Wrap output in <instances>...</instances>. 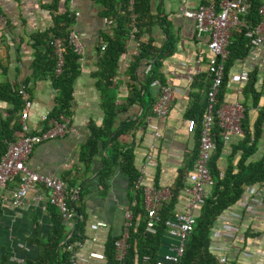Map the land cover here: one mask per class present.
<instances>
[{
  "label": "crops",
  "instance_id": "crops-1",
  "mask_svg": "<svg viewBox=\"0 0 264 264\" xmlns=\"http://www.w3.org/2000/svg\"><path fill=\"white\" fill-rule=\"evenodd\" d=\"M52 1L0 0V13L4 21L0 23V82L7 81L17 87L22 83V79L30 74L31 55L28 37L30 33L50 27L51 16L63 11L64 8L78 13L72 27L81 35L85 53L71 94L70 125L73 131L35 145L29 154L27 164L40 173H50L63 178L66 184L70 185L68 189L76 191L72 199H66V203L71 209L83 215L84 237L78 252L103 253L102 246L106 237L119 234L123 209L129 203L128 197L135 190L129 189L127 178L120 172L119 167H115L103 183L97 182V171L101 168V159L108 151V145L98 148L97 154L86 169L78 161V151L86 138L88 121L92 120L95 125H99L102 118L100 92L94 85L93 77L96 70V47L100 45V34L113 24L107 25L106 20L109 18L101 15V6L95 4L93 0H56L57 11L45 7ZM208 1L217 4L219 0H149L148 11L152 22L146 29L143 28L144 31L138 38L127 37L124 51L118 58L117 69L111 78L109 93L114 97V105L122 108L116 113L114 124L122 120L134 122L119 140L124 146L123 149H131L132 162L136 169L144 159L148 144L153 140L145 126L146 118L155 123L160 132L153 150L157 164L155 169L150 170L151 175L141 180V186L137 189L141 197L143 186H156L162 191L170 190L179 175L183 176V184L179 190L188 184L185 176L192 167L193 156L197 154L198 141L195 130L186 131L185 120L195 118V116L187 118L194 101L192 94H200L198 103L203 97L205 84L202 79L206 77L202 76L200 79V75L205 74L204 63L210 54L206 49L207 35L196 32L193 21L183 17L179 9L183 7L186 10H193L199 3ZM262 2L264 0H260V3ZM162 17L164 23L159 20ZM231 31L235 33L238 28ZM144 41L152 47L153 56L156 57L161 50L164 53L157 73L160 81L155 80L172 88L168 112L160 118L153 116L150 110L157 99L158 87L150 85L149 94L147 90L142 89L144 77L142 68L146 60H141L132 73L129 71L132 58L139 50V42ZM167 43L168 47L165 46ZM196 58L201 60L200 72L191 79L178 78L171 74L172 71L181 75L192 73ZM147 59L151 61V58ZM239 69L246 70L248 77L251 75V78L238 84L226 82L222 103L239 102L246 111L243 122L251 129L257 114V107L251 103V94H259L258 106L264 98V40L251 54L245 52L243 56L236 58L227 74ZM134 74L136 78H132ZM132 89L139 91L141 96L139 102L127 101L128 96L131 97ZM25 91L31 101L27 124L30 128L39 129L42 126L40 115L50 110L55 93L48 78L30 80L25 85ZM147 103L150 108L147 110L148 113L142 116L143 107ZM6 107L7 104L0 102L2 116L1 111ZM193 109L197 110L198 105ZM241 137H230L223 144L217 159L219 175L227 166L235 165L239 152L231 154V149ZM263 152L264 122L255 149L248 157L249 161L259 159ZM12 183L8 182L7 188H11ZM207 192L209 188L206 189L205 193ZM30 196L31 192L28 194V201L20 207H11L5 201L0 202V264H11L10 259L15 256L20 257L24 264L27 260H34L39 252V242L47 237L51 227L49 206L44 200L39 203L30 201ZM43 196H46L45 191ZM244 196L246 199H257V202L250 200L244 208L234 203L221 212L227 217L226 222L236 226L235 235L231 237L223 234L210 242L212 253L222 264H264V186L254 184L249 188L245 187ZM184 201L183 197L176 195L172 213L180 211ZM54 210L58 213L56 207ZM96 221L104 222L105 226L96 227ZM64 228L65 231L69 230L65 226ZM93 234L96 239L91 242L90 237ZM162 238L159 254L169 251L176 244V240L165 233ZM94 263L104 264V260H97Z\"/></svg>",
  "mask_w": 264,
  "mask_h": 264
},
{
  "label": "trees",
  "instance_id": "trees-1",
  "mask_svg": "<svg viewBox=\"0 0 264 264\" xmlns=\"http://www.w3.org/2000/svg\"><path fill=\"white\" fill-rule=\"evenodd\" d=\"M93 1L95 4L101 6V15L111 19L113 25L100 34V41L103 44V48L100 49V45L96 47V70L93 73V77H95L94 85L100 92L102 118L99 125H95L92 120L88 121L86 138L79 147L78 161L86 169L91 159L97 154L98 148L100 146L104 148L108 145V151L101 159V168L97 171V182L103 183L112 173L113 169L119 167L120 172L127 178L128 187L131 189L138 176L137 169L132 162L133 156L131 149H123L124 146L119 138L133 126L134 122L130 121L129 123V120H122L118 124H114L116 113L122 110V108L114 105V97L109 93V86L111 85V78L118 66V58L124 51L130 23L136 29L134 38H138L139 34L152 22L148 11L149 0H132L131 5L128 3L129 0ZM247 1L249 3V9L245 19L249 25L254 26L260 20V16L257 13L260 0ZM55 2L56 0H53L50 5L45 7L57 11ZM132 14L134 15L133 20L130 19V15ZM74 18V13L68 8H64L63 11L54 13L51 16L52 21L50 27L42 31L30 33L28 35L31 55L29 64L30 74L24 77L22 83L17 85V87L7 81L0 82V102L8 105V107L1 111L3 116L0 114V156L5 151L7 142L13 141L19 132V124L16 121V117L22 107L23 99L19 95L18 89L21 85L25 87L26 83L30 80L48 78L51 88L55 93L53 105L47 112L46 120L41 122V128H47L60 115L69 118L70 122L73 82L79 74L77 56L67 42V33L69 29L73 28ZM159 20L164 23L163 17L159 18ZM55 39L60 43L62 57V64L58 73H54L57 55L55 54L52 42ZM229 41L222 81L217 88L211 105V112L213 113L211 137L214 148L210 154L207 167L213 182L209 187V192H207L202 203L194 212L192 230L184 243L179 264H222L210 249L209 229L216 217L239 199L246 186L253 184L264 186V152L257 160L249 161L248 159L255 149V143L260 135L264 122V98L261 105L258 106L257 96L259 94L256 93L251 94V103L254 107H257V114L252 128L250 129L246 125V122H243L246 116V111L243 110V120L241 122L242 137L231 149V154L239 152L238 159L234 166H227L222 174L219 175L220 171L217 166V159L222 151L223 143L220 137L221 129L217 125L214 114L215 110L222 104L225 83L230 75L227 74L229 67L236 58L243 56L249 49L247 38L243 35V28H238V31L235 33L231 31ZM165 46L168 47L169 44L167 43ZM138 48V52L133 56L132 62L129 65V71L131 73L135 71L141 60L147 61L150 60L147 58H151L150 69L148 73L143 74L142 85V89L148 92L151 82L155 79L159 80L157 78L158 67L161 56L164 53L161 50L156 57L153 56L152 47L147 41L139 42ZM200 76V79H202V76L206 77V79H202L205 84L204 88L202 87L204 90L203 97L201 102L198 103L200 94H192L194 101L187 115V118L195 116L193 120L195 122L194 130L197 135V141L199 139L200 121L208 104L207 91L211 84L210 75L205 73ZM132 78H136L135 74L132 75ZM248 78L250 79L251 75ZM130 95L131 97L128 96L127 98L128 102H139L141 99L138 90L132 89ZM196 105H198L197 110L193 109ZM148 108H150L149 103L143 107L144 111L142 116L148 113ZM194 113L196 115H193ZM32 132H35V130H32ZM196 155L193 156V161ZM182 179L183 176L179 175L177 181L174 182V186L169 190L168 200L161 203L157 208L159 220L155 225V232L153 234L143 233L144 211L140 191L135 190L131 193L128 199L130 201L134 198L135 205L130 207L132 223L128 230L125 256L122 261H117L114 258L113 241L118 236H108L103 243L105 264H154L163 239L162 237L165 233L163 221L172 214L177 191L183 184ZM69 186L67 185V188ZM77 192L80 193V191ZM47 206H49L50 211V230L47 237L39 242L40 247L37 257L34 260H27L25 264H70L68 260L69 253L65 250V244L75 239H83V217L81 219L77 217L73 219L72 230L70 232L65 231L59 214L54 210V207L49 204ZM143 256H148V259H143Z\"/></svg>",
  "mask_w": 264,
  "mask_h": 264
},
{
  "label": "built area",
  "instance_id": "built-area-1",
  "mask_svg": "<svg viewBox=\"0 0 264 264\" xmlns=\"http://www.w3.org/2000/svg\"><path fill=\"white\" fill-rule=\"evenodd\" d=\"M128 3L131 5L132 0H129ZM248 9L249 3L247 0H219L217 4L208 1L199 3L193 10H186L183 7L179 9L183 17L190 18L193 21V27L196 32L205 33L208 37L206 49L210 55L205 60L204 71L211 76V84L207 91L208 104L200 121L198 152L190 171L185 176L188 184L178 190L177 193V196L185 199L182 205L183 207L180 211L173 212L163 221L165 234L174 238L176 244L169 251L163 252L162 254L158 253L154 264H179L184 243L194 223L193 212L198 209L206 196V189L212 185L213 181L207 167L210 154L214 148L211 137V123L213 118L211 105L217 88L222 81L224 63L228 54L227 47L230 42V32L235 28H243V35L248 41V54H251L254 48L264 40V2L260 3L257 8L260 20L254 26L249 25L245 19ZM74 15L77 16L78 13L74 12ZM133 17V14L130 15L131 20H133ZM3 22L0 13V23ZM106 23L110 26L112 24L111 19H107ZM135 31L134 25L130 23L127 37L129 39L133 38ZM67 42L76 54L80 67L85 53L81 35L75 29L71 28L67 33ZM99 44L100 49H102V42L100 41ZM52 45L57 55L54 73H58L62 64L60 43L55 39ZM150 64V61H145L142 68L143 74L148 73ZM200 65V58H196L195 68L192 73L181 75L172 71L171 74L178 78L186 77L187 79H191L192 76L200 72ZM247 79V71L239 69L230 73L227 83L238 84ZM151 85L157 86L159 90L157 99L151 106V114L160 118L168 112L172 99V88L157 80H153ZM18 93L23 99L22 107L17 114L19 132L13 141L7 142L6 149L0 156V202L5 201L11 207H20L28 201L27 197L31 192V196L29 197L30 201L39 203L44 200L47 204L56 207L61 223L70 232L72 230V220L76 217L78 219L83 217L82 214H78L66 203V199H72L76 191L68 189L66 182L57 175L40 173L31 169L27 164V160L35 145L42 141H50L62 137L66 133H71L73 128L70 125L69 118L63 115L58 116V119L52 121L45 129L30 128L27 124V119L29 117L31 101L27 97L24 86L21 85L19 87ZM46 116L47 111L40 115L39 120L41 122L46 120ZM214 116L217 120V125L221 129L220 137L223 144L230 137L242 135L240 121L243 117V106L239 102L222 103L215 110ZM185 124L186 131L192 132L194 130L195 122L193 119H186ZM145 126L153 140L147 146V151L143 157L144 159L137 169L138 176L131 190H137L141 186V180L151 175L150 170L155 169L157 164L153 150L155 149V141L160 137V132L158 131L157 125L149 118H146ZM32 130H35V132H32ZM8 182H13L11 188H7ZM246 187L249 188L251 185ZM44 191L46 193L45 197L43 196ZM166 198H169L168 189L162 191L154 186L142 187L144 208L143 233L153 234L155 232V225L159 220L157 208L167 200ZM250 200L257 202V199H246L243 191L235 203L244 208ZM134 205L135 199L132 198L127 206L124 207L121 229L117 235L118 238L113 241L114 258L117 261H122L126 253L127 235L132 223L130 207ZM226 219L227 217L224 216V213H220L216 217L209 229L210 242L216 238H220L223 234H228L231 237L235 235L236 226L233 223L226 222ZM95 226L104 227L105 223L96 221ZM95 239L96 236L93 234L90 240L94 242ZM82 242V239H75L65 244V250L69 253L68 260L70 264H95L94 261L104 260L102 252L89 251L86 254L79 253L78 251L82 246ZM143 259L147 260L148 256H143ZM10 261L11 264H24V261L17 256L12 257Z\"/></svg>",
  "mask_w": 264,
  "mask_h": 264
},
{
  "label": "rangeland",
  "instance_id": "rangeland-1",
  "mask_svg": "<svg viewBox=\"0 0 264 264\" xmlns=\"http://www.w3.org/2000/svg\"><path fill=\"white\" fill-rule=\"evenodd\" d=\"M16 121H17V117H16ZM91 161H92V159H91ZM91 161H90V162H91Z\"/></svg>",
  "mask_w": 264,
  "mask_h": 264
}]
</instances>
